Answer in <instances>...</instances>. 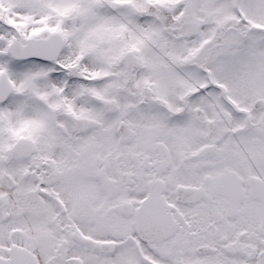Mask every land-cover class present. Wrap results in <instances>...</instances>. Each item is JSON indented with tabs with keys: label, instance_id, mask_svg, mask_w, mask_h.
<instances>
[{
	"label": "snow or ice",
	"instance_id": "obj_1",
	"mask_svg": "<svg viewBox=\"0 0 264 264\" xmlns=\"http://www.w3.org/2000/svg\"><path fill=\"white\" fill-rule=\"evenodd\" d=\"M0 264H264V0H0Z\"/></svg>",
	"mask_w": 264,
	"mask_h": 264
}]
</instances>
